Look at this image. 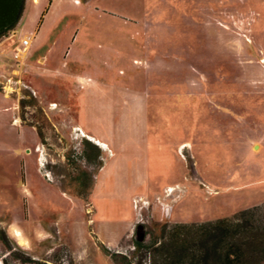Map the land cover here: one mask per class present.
I'll list each match as a JSON object with an SVG mask.
<instances>
[{
  "label": "rangeland",
  "instance_id": "obj_1",
  "mask_svg": "<svg viewBox=\"0 0 264 264\" xmlns=\"http://www.w3.org/2000/svg\"><path fill=\"white\" fill-rule=\"evenodd\" d=\"M21 15L0 36V224L24 246L0 227L1 264H174L176 242L198 263L209 223L264 206V0Z\"/></svg>",
  "mask_w": 264,
  "mask_h": 264
},
{
  "label": "trees",
  "instance_id": "obj_2",
  "mask_svg": "<svg viewBox=\"0 0 264 264\" xmlns=\"http://www.w3.org/2000/svg\"><path fill=\"white\" fill-rule=\"evenodd\" d=\"M4 33L0 34V36ZM86 143L96 147L89 140ZM89 157L87 150H84V158L89 160ZM85 173L83 172L82 176H87L88 178L89 175ZM89 181H91L90 178ZM208 225L215 231L209 238L214 242H212V247L209 248L207 245H204L205 239L203 240L201 237L202 239L199 241L202 244L201 248L202 250L204 249V253L199 256L200 260L198 263L264 264V206L244 210L236 215L233 221L222 219ZM180 228L184 229L187 227L181 226ZM1 241L6 243L4 238H1ZM136 245L139 246V243H136ZM179 245L176 242L170 246L173 249V263L181 264L184 260L189 259L190 262L198 264L195 262V259L198 257L196 256V250H193V248L187 249L184 245ZM201 248L199 247L198 249Z\"/></svg>",
  "mask_w": 264,
  "mask_h": 264
},
{
  "label": "water",
  "instance_id": "obj_3",
  "mask_svg": "<svg viewBox=\"0 0 264 264\" xmlns=\"http://www.w3.org/2000/svg\"><path fill=\"white\" fill-rule=\"evenodd\" d=\"M22 7L23 0H0V34L18 22Z\"/></svg>",
  "mask_w": 264,
  "mask_h": 264
},
{
  "label": "crops",
  "instance_id": "obj_4",
  "mask_svg": "<svg viewBox=\"0 0 264 264\" xmlns=\"http://www.w3.org/2000/svg\"><path fill=\"white\" fill-rule=\"evenodd\" d=\"M41 11V10H40ZM45 16V13H42V12H40V14H39V17H38V19H37V22H36V25H35V27H34V29H38V24L40 23V22H42V24H41V26H40V28L43 26V25H45V18H46V16ZM22 17H23V15H21V17H20V20H19V22H18V25L17 26H19V24H20V21L22 20ZM39 32H40V29H39V31H38V33L36 34L35 33V37H37L38 36V34H39ZM39 42L37 43V45H40L42 42H41V40H38ZM29 45H30V41H29ZM39 60H43V63L45 62L44 60L45 59H40L39 58ZM76 83H80V84H82V83H87L88 84V81H94L93 80V78H81V77H76ZM0 227H1V229L3 230V231H5L6 232V235H7V237H8V239L11 241V242H15L16 243V245H18L21 249H22V247L24 246V239L23 238H21L22 240H23V242L20 240V238H18L19 236H17V234H15V231L13 230V228H12V225H8V224H0ZM2 256L3 255H0V264H1V262H2Z\"/></svg>",
  "mask_w": 264,
  "mask_h": 264
},
{
  "label": "built area",
  "instance_id": "obj_5",
  "mask_svg": "<svg viewBox=\"0 0 264 264\" xmlns=\"http://www.w3.org/2000/svg\"><path fill=\"white\" fill-rule=\"evenodd\" d=\"M28 46H29V40H26V39L23 40V41H22V49H23V50H26V49L28 48ZM17 50L20 51L21 49L18 48Z\"/></svg>",
  "mask_w": 264,
  "mask_h": 264
}]
</instances>
